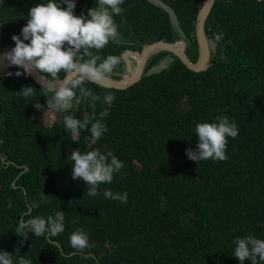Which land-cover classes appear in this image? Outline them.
<instances>
[{"label":"trees","instance_id":"16d2710c","mask_svg":"<svg viewBox=\"0 0 264 264\" xmlns=\"http://www.w3.org/2000/svg\"><path fill=\"white\" fill-rule=\"evenodd\" d=\"M38 3L47 0H0V50L15 46L11 37L21 33ZM199 3L123 0L121 13L113 16L122 42L93 52L102 59L119 57L125 47L178 38L193 60L192 11ZM75 5L74 15L87 16L98 0ZM203 30L212 57L204 69H188L171 52L157 50L124 88L83 84L101 100L112 93L111 105L97 101L93 109L89 97L68 112L54 109L47 123L42 115L51 93L29 76L17 77L19 67L0 74V251L9 252L14 264L21 256L31 264H241L233 256L234 240H264V0H213ZM123 70L120 59L110 77ZM28 86L36 89L33 96L17 94ZM105 108L102 137L93 141L84 129L73 141L64 117L83 120L95 111L99 118ZM221 116L239 129L235 139L228 138V159L190 160L186 150L196 149L195 125ZM75 149L111 151L123 162L96 197L87 195L82 179L72 178ZM105 189L126 192L127 202L106 199ZM57 211L64 212L62 233L29 232L27 239L16 233L21 219H46ZM77 229L92 247L70 246Z\"/></svg>","mask_w":264,"mask_h":264},{"label":"clouds","instance_id":"9594fccd","mask_svg":"<svg viewBox=\"0 0 264 264\" xmlns=\"http://www.w3.org/2000/svg\"><path fill=\"white\" fill-rule=\"evenodd\" d=\"M61 3L66 5V8H62ZM122 3L123 0H98V6L90 8L87 16L74 15L75 0H59V2L47 0V3H38L30 8L26 25L22 27L21 33L11 37L15 46L10 52L0 56V61H7L10 66L22 68L23 72H15L17 77L22 74L25 76L38 74L41 87L51 93L47 96V105L57 111L68 112L78 107L82 99L89 97L93 109L97 101L111 105L115 100L112 93L105 94L101 100L99 95H93L90 90H86L83 84L85 82L99 84L107 80L120 63L121 58L118 56L108 55L102 59L100 55L94 54L93 50L98 53L110 42L115 44L122 42L113 19L114 15L121 13ZM207 41L209 46V40ZM133 64L134 61L130 59L129 65L133 66ZM124 71L125 66L121 74ZM61 72L65 74L63 79L59 76ZM35 90L31 86L22 87L17 94L28 98L35 94ZM34 107L41 109L39 103H35ZM108 115V108H105L99 113V118L94 111L91 116L83 120L70 115L65 116L63 123L65 129L70 131L73 141L78 139L80 131L84 129L90 130L95 141L107 131L103 120ZM217 119L218 122H203L195 125L194 132L198 142L195 150H186V156L190 160L198 162L208 159L216 161L228 159L226 155L228 138L235 139L239 129L234 121H230L225 116ZM70 156L74 162L72 178L82 179L87 185L86 193L91 197L99 194L100 184H110L114 175L123 167V162L111 151L102 153L99 150H90L82 153L79 149H75ZM103 196L106 199L127 202L126 192L114 194L111 190L105 189ZM31 207L38 208L39 204L33 203ZM64 219L62 211H57L55 216L50 215L46 219L40 216L27 221L21 219L16 233L24 239H27L29 232L34 233L35 237L44 236L45 233L49 237L56 236L64 231ZM75 222L74 220L73 223ZM69 241L72 248L80 251L93 246L83 229L74 231ZM233 243L235 245L233 256L241 264L245 260H250L251 264H264V240L245 236L235 239ZM0 264H14L12 255L0 251ZM17 264H31V261L21 256Z\"/></svg>","mask_w":264,"mask_h":264},{"label":"water","instance_id":"95a60500","mask_svg":"<svg viewBox=\"0 0 264 264\" xmlns=\"http://www.w3.org/2000/svg\"><path fill=\"white\" fill-rule=\"evenodd\" d=\"M212 1L213 0H199L200 2L199 6L192 11L193 13V35H194L195 46H196V54L193 60H189L187 55L185 54L184 42L182 39L177 38L172 41H165L162 39L152 40L147 43H141L139 50L123 48L119 54V57L122 59L124 63L125 71L118 78L110 77L107 80L99 83L98 85L105 86V87H113V88L126 87L127 85H129L130 83L138 79L143 63L145 62V59L148 57V55L152 54L153 52L157 50H161V49L171 52L188 69H191L194 71L204 69L212 61V57L208 58L209 46H208V41L206 39L204 30H203V21L212 4ZM10 51H11V48L0 50V56ZM130 59L134 61L133 66L129 65ZM7 67H10L7 61H0V74H2ZM64 75L65 74L63 73L60 76V78L63 79ZM29 77L35 83L41 85L38 82V78H39L38 74L33 73L32 75H29ZM0 160L4 161L1 155H0ZM51 242L55 243L58 246V243L55 240H51Z\"/></svg>","mask_w":264,"mask_h":264},{"label":"rangeland","instance_id":"374dc122","mask_svg":"<svg viewBox=\"0 0 264 264\" xmlns=\"http://www.w3.org/2000/svg\"><path fill=\"white\" fill-rule=\"evenodd\" d=\"M209 46H210V42H209ZM55 111H54V109H52V108H50V107H47V108H45L44 109V111H43V122H45V123H47V122H49L51 119H53V117H54V113Z\"/></svg>","mask_w":264,"mask_h":264},{"label":"flooded vegetation","instance_id":"af4514ba","mask_svg":"<svg viewBox=\"0 0 264 264\" xmlns=\"http://www.w3.org/2000/svg\"><path fill=\"white\" fill-rule=\"evenodd\" d=\"M127 48H130V49H133L132 47H127ZM140 48V47H139ZM139 48H137L136 50H139ZM165 60V59H162V61Z\"/></svg>","mask_w":264,"mask_h":264}]
</instances>
